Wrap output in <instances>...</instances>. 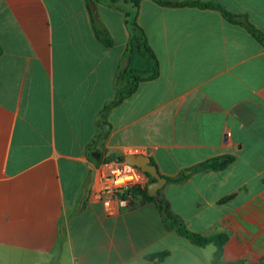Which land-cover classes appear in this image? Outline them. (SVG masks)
<instances>
[{"label": "crops", "instance_id": "crops-1", "mask_svg": "<svg viewBox=\"0 0 264 264\" xmlns=\"http://www.w3.org/2000/svg\"><path fill=\"white\" fill-rule=\"evenodd\" d=\"M211 1L264 31V0ZM134 22L159 74L106 110L147 67ZM0 46V264H212L154 202L100 199L95 180L81 204L91 172L130 153L190 230L228 232L223 262L264 263V46L244 26L155 0H0Z\"/></svg>", "mask_w": 264, "mask_h": 264}, {"label": "trees", "instance_id": "trees-1", "mask_svg": "<svg viewBox=\"0 0 264 264\" xmlns=\"http://www.w3.org/2000/svg\"><path fill=\"white\" fill-rule=\"evenodd\" d=\"M91 2V0H87ZM111 3L119 5L121 3H132L135 8H138L140 5L141 0H109ZM161 5L164 6H176V7H183V6H191V7H198V8H212L219 10L224 18L234 24H239L244 26L251 35L259 41L264 46V31L259 29L252 23L249 19L247 14L244 13H234L221 4L211 1V0H155ZM133 39H132V50L137 51L140 53L147 62L146 69L140 71L137 70H128L123 73V77L128 80L129 86L128 88L121 92L116 100L106 106V110L111 108L113 105L117 104L123 98L132 94L138 86V82L143 79H151L156 77L159 74V63L158 59L148 44V40L143 28L138 25L137 23H133ZM96 32L99 36L102 35V32L97 28ZM2 47L0 46V56L2 54ZM141 73L143 76H139ZM228 158H216L211 161H207L197 165L196 167L192 168L191 170H196L199 168L204 167H212V168H219L224 167ZM188 170V171H191ZM154 180V178L150 177V181ZM123 198L130 197L132 202L139 201L140 203H144L146 201L156 203L162 218L166 224L168 229H175L180 235L185 236L188 238L192 243L198 246H206L209 243H212L215 246V250L213 253L212 264H249L242 260L225 263L222 260L224 247L229 240L228 232H218L211 235H203L201 233L194 232L190 230L183 218L174 213L170 208L168 201L164 198L161 199L160 202H157L154 197H151L147 194V187H134L126 191V193L121 195ZM164 204L167 205L166 212H164ZM59 259V252L56 250L54 252V256L52 260L46 264H56Z\"/></svg>", "mask_w": 264, "mask_h": 264}, {"label": "built area", "instance_id": "built-area-1", "mask_svg": "<svg viewBox=\"0 0 264 264\" xmlns=\"http://www.w3.org/2000/svg\"><path fill=\"white\" fill-rule=\"evenodd\" d=\"M95 180L100 199H119L131 188L147 187L148 174L126 161H105L96 169Z\"/></svg>", "mask_w": 264, "mask_h": 264}, {"label": "water", "instance_id": "water-1", "mask_svg": "<svg viewBox=\"0 0 264 264\" xmlns=\"http://www.w3.org/2000/svg\"><path fill=\"white\" fill-rule=\"evenodd\" d=\"M92 155L96 159L99 158V152H92ZM124 161H126L131 165L138 166L139 168H141L142 171L146 172L150 177L154 178V180H151L147 185V194L151 197H154V199L157 202H160L162 199V195L160 191L164 186V184L167 182V178L161 174L156 164L152 162L151 157L141 153L139 154L130 153L124 156ZM95 174H96V170H93L91 172L90 181L88 182L86 187L85 196L81 202L82 205L90 195V191L92 189L95 179ZM166 208L167 205L164 204V212H166Z\"/></svg>", "mask_w": 264, "mask_h": 264}, {"label": "rangeland", "instance_id": "rangeland-1", "mask_svg": "<svg viewBox=\"0 0 264 264\" xmlns=\"http://www.w3.org/2000/svg\"><path fill=\"white\" fill-rule=\"evenodd\" d=\"M144 61H145V59H144ZM143 69H146V68H143Z\"/></svg>", "mask_w": 264, "mask_h": 264}]
</instances>
